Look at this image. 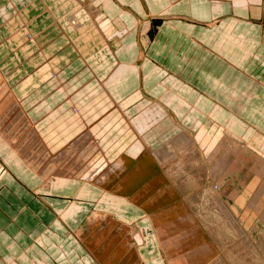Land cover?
<instances>
[{"label":"crops","instance_id":"crops-1","mask_svg":"<svg viewBox=\"0 0 264 264\" xmlns=\"http://www.w3.org/2000/svg\"><path fill=\"white\" fill-rule=\"evenodd\" d=\"M86 1L100 17L86 8L82 17H89L90 29L76 34L61 26L79 5L75 0H0V75L52 154L63 150L65 134L73 141L84 134L81 127L63 130L62 116L74 117L75 106L114 103L123 119L101 141L111 162L117 150L133 153L140 135L130 121L140 123L152 150L186 131L203 151V130L212 119L206 132L217 146L232 136L250 144L258 160L264 157V0ZM98 20L109 24V32L91 24ZM154 106L161 110L150 113L156 121L146 126L143 114ZM2 138L0 264H137L138 253L141 263H165L158 242L131 238L138 223L121 215L115 221L130 228L118 237L123 244L108 241L114 230L108 236L107 210H120L105 209L100 190L81 183L43 185ZM191 165H183V175L201 177V165ZM94 220L103 224L101 241L91 236ZM111 242L119 244L114 254Z\"/></svg>","mask_w":264,"mask_h":264},{"label":"bare ground","instance_id":"bare-ground-1","mask_svg":"<svg viewBox=\"0 0 264 264\" xmlns=\"http://www.w3.org/2000/svg\"><path fill=\"white\" fill-rule=\"evenodd\" d=\"M88 5H90V4H88ZM87 10L90 12L91 16H93L97 19L100 17V13L94 12L91 7L87 8ZM76 19L77 18H74L75 22H76ZM101 22H103V21H101ZM97 25H95V28L97 26V28L99 30L104 29L103 31L109 32V29H110L109 24H107L106 22L104 23L105 26H103L99 23V20H98ZM95 32H97V34H99L98 33L99 31L97 29H95ZM113 42L115 43V41H113ZM21 103L22 102L19 101L16 94L14 93V90L10 89L9 86H7L5 80L2 79V77L0 75V136L4 138V139L3 138L2 139L5 142V144L7 143V144L13 146L15 153L20 157V159L23 161V163L31 171H35L37 173L39 178L43 181V185L49 187L53 184L69 185L72 183H76V184L81 183L83 188L85 186H90L94 189L100 190V192L104 193L105 196H108L110 198V200H114L116 203H118L119 201H124V202L128 203V201L125 200L124 198L132 200L135 197V199L133 200L134 206L129 204V203H128V206H130L134 211H137V212L142 211V212L146 213L147 217L145 218L146 219L145 221L147 224H149V226H151L150 227L151 229H153V228L154 229L155 228L160 229L159 227H155V226L158 224L160 225V223H161V220H159L158 217L153 216L154 208L159 206V204L162 201H165L164 199L167 197V195L171 191L176 193L175 194L176 197H179V194L172 189V187L169 183L166 182L168 175H166V173L164 174L162 172V171L166 170V167H169L170 164H175V163H176V165H178L177 162L179 160H182V162L184 163L182 165H184L185 167L187 165H190V164L193 165V163L194 164L197 163L198 165H201V168H200L201 175L200 176L204 177V175H206V172L208 171L207 165L211 164V163L213 165V161L218 156V153H220L222 150H224L226 148V144H225L226 141L230 140L233 143L242 144L241 141H237L234 138H231L232 136L231 137L225 136V138H223L221 140V143L218 145L217 150H216V148L214 149V147L217 146V139H211V137H210L211 134L207 135L206 129H208V127L211 126L210 124L212 123L211 122L212 120L208 119V123H206L205 130H203V131H205V133L207 135L206 136L205 133H203L205 136L204 142L206 141L205 142V148L206 149H204V151L207 152L208 150H212V149L215 150V153L212 154V157L209 159V162L205 163L203 161L202 154L199 151V148L197 147L198 145L194 143L193 138L186 131H183L181 134H179L177 137H175L174 140L171 139L172 141L170 140V142L168 141V143H165L164 145L162 144V148L160 147L156 150H152V149L148 148L149 146L147 145V141L139 133L140 136H138L137 140L135 141L136 143L134 144V147L132 149V152H133V153H131L132 155L131 154L126 155L125 153H120V150H121L120 149V150H117V152L119 151V155L117 156V158L111 162L110 161L111 158L101 148V144H102L101 141L104 137H102V138L98 137L96 139V136H99L102 133L101 130L105 124L109 123L110 125L113 126L116 122H118V114L119 113L117 111V107H115L114 103H112V108L114 110L112 112H109L110 115H108V116H106V112L109 111L110 108L109 109L101 108V109H103V111H102L99 107H97V106H99L98 104H96L97 108H95L94 111L92 110L93 113H92V111H89V112L85 111L82 116L79 115L77 117V114H76L74 117H71V118H66L67 116H62V119L64 120L63 121L64 124L61 123L59 125L61 126V128H63V130L69 126L72 128L73 127H81L80 130H82V133H84V134L81 137H79L78 139H76L75 141L67 138L68 135L65 134L66 145L64 146L63 150L60 151V153H58V154H52L51 147H48L49 145L46 142V138H44L43 137L44 135L40 134L37 130L35 131V129H37V126L32 119L33 117H32V115L30 117H28L29 112H27L25 105H22ZM92 103H93V101H92ZM86 106L87 105L81 106V107L79 106L80 108L76 109V111L78 112L80 109L82 110ZM88 107H91V106L89 105ZM75 108H76V106H75ZM99 109L101 110L102 113H99L97 115V111ZM74 112H75V110H74ZM104 113H105V116H104ZM94 115H97V116L100 115V117H98L100 119V125H98V126L96 125L95 128L90 130L87 127V125H88L87 119L89 116L91 117ZM106 129H107V127H106ZM220 129H221V127H220ZM224 131L225 130H223V132ZM228 133H226V134L228 135ZM52 135L53 134H51V136ZM238 158H239V161H241L240 159H242V153L237 154V160L235 162H229L228 157L225 158V155H224L223 159H221V158L217 159V165L213 166L211 169L212 178L214 179L215 176L219 175V173H223V176H222V179L221 178L219 179L218 177L216 178V181H218V183H216V186H218L220 188L221 183L223 182V180L225 178H227V176H232L233 174H236V173L240 174L244 170V168H245L244 166L242 167V171L239 170L238 162H237ZM261 160L264 162V157ZM192 165H191V167H193ZM183 170H184L183 166H180V165L176 168V171L180 172L179 174L176 175L177 178H178V176H180V174L183 175V173H182ZM167 174H170V173L167 171ZM158 176H159V178H158ZM262 176H264V171L259 173V176L257 177V179H261ZM192 177L194 178V176H192ZM199 178H201V177H199ZM158 180L160 183L159 187L157 186ZM83 182H86V183H83ZM87 183H89V184H87ZM160 185H161V187H160ZM186 185H188V184H186ZM165 187L169 188V192H167L168 190H166ZM160 189H163L164 191L162 193H160L161 198H160L159 203H158L157 198H156L157 196H155V194L157 193V191L161 192ZM263 194H264V183L259 190L258 196L260 197ZM113 195H115L117 197H115ZM120 197H124V198H120ZM171 197H172V194H171ZM263 197H264V195H263ZM214 199H215L214 203L217 204V206H219L221 208L222 206H220V200L218 199V197H214ZM230 199L232 201H236L240 205H244V201H245L244 197H242L240 195V193L236 190L231 194ZM259 200L260 199L258 198L257 202H255V204H254V206L256 208L259 206L261 201H263V203H264V198L261 199V201H259ZM192 202H194V201H192ZM223 211H224L223 213H225L224 216H226V218L228 219V222L230 220V217H229L230 213L232 212L233 214H236V209L234 207L224 208ZM256 211L259 212L260 210L256 209ZM149 212H151V213H149ZM174 212H175V210L168 216L170 218V219L168 218L169 221H172V222L176 221L175 216L173 218V215L175 214ZM262 214L263 215L262 216L260 215V217L263 218L264 217V211L262 212ZM262 218H261V220H262ZM106 219H107V222L110 223V228L108 229V232L112 233V230H114L113 231L114 236L110 237V239H108V241L109 242L110 241H121V240H118V237L123 235V233H121V231H123L127 227H125V225L117 223L115 221L117 218L114 215L108 214V215H106ZM215 222H218V221L215 220ZM217 224H219V223H217ZM214 226H216V225L214 224ZM127 229H130V228L128 227ZM187 230L182 232V240L185 239V241H191L192 242L193 239L188 238V236H187L188 235ZM153 231H155V230H153ZM217 233H218V231H217ZM132 234H134V233H132ZM213 236L215 239L216 238L219 239L221 237V235L219 237V234H217V235L215 234ZM172 239L169 238L170 241ZM122 241H121V244H123ZM111 243H112V245L109 247V251L114 254V252L112 250L117 249L118 248L117 246L119 244L114 246V244H113L114 242H111ZM190 245L196 247V245H194L193 243H191ZM190 245L188 247L191 251ZM123 246H125V245H123ZM129 246L130 245H128V248H129ZM107 247H108V245H107ZM111 254H109V256ZM204 256H206V255H204ZM138 258L141 260L139 253L136 254V260L140 261ZM106 259H108V258H106ZM130 260H132V259H130ZM141 261H140V263L137 262V264H144V263H141Z\"/></svg>","mask_w":264,"mask_h":264},{"label":"rangeland","instance_id":"rangeland-1","mask_svg":"<svg viewBox=\"0 0 264 264\" xmlns=\"http://www.w3.org/2000/svg\"><path fill=\"white\" fill-rule=\"evenodd\" d=\"M75 1H77L79 5H77L73 9V11L67 13L66 22L63 23L61 26L62 28H64L63 29L64 32L66 30L67 33L70 32L76 34L77 33L83 34L82 31H84L85 29H90V27H87L85 25V19L86 21L87 20L89 21V17L88 18L86 17L84 19L82 16L86 14L85 9L88 8L89 6L88 4L91 5V3L87 1L84 3V0L82 1L75 0ZM74 18H77L76 22L74 21ZM96 23L97 22L92 21L91 24L96 25ZM10 89L13 90V88ZM171 100L172 102L174 101L173 98ZM255 103L257 102H254L253 104ZM171 104L172 103H170L169 105ZM98 105L99 106L97 105L95 106L92 105L91 107L86 106L84 109L82 110L80 109L78 112L76 111V109H79L80 107L76 106V108L74 107V110L75 112H77L76 113L77 117L79 115L82 116L85 111L86 112L92 110L94 111V109L97 107H99L100 109L110 108V110L106 112V116L110 115L109 112H112L114 110L112 108V103L105 108L102 107L103 103H99ZM114 105L115 107H117L116 104ZM256 108H259V106H255V109ZM158 110H161V108L160 107L158 108V106H154L150 110L146 111L145 114H143V119H144L143 122H145L144 125L147 126L148 123L150 125L153 124L152 122L156 121V119H151L153 116H151L150 113L157 112ZM252 113L254 114V111H252ZM120 115L121 114L119 113L118 122L120 121V119H123L122 115L121 116ZM98 117H100V115L94 117L93 125L89 124L88 122L87 127L90 130L95 128L96 125L97 126L100 125V119ZM196 119L197 118L195 117L191 118L192 121L193 120L197 121L198 119L197 120ZM255 120L259 121V118L256 117ZM118 122H116L113 126L110 125L109 123L105 124L104 127H102L101 130L102 133L99 136H96V139L98 137L101 138L104 137L103 139L108 137L107 139H109L108 136L109 128L115 127ZM130 123L132 124V126L130 127L135 132L140 133V135L143 134L142 135L143 138L147 141L146 135H144V133H142L140 131V128L138 127L140 123H138L137 121L136 122L130 121ZM46 142L48 144L47 139ZM225 144H226V148L222 150L220 153H218V156L216 157V159H214V161L212 160L213 165L212 163L207 165L208 171L206 172V175H204V177L201 176V180L203 181H201L199 178L197 179L196 175H193L194 176L193 179L188 176L185 177L182 174H180V176H178L177 178L176 175L179 174L180 172L177 173L175 172L177 168L175 164H170V166L165 171H162L164 174L166 173V175L169 176V177L167 176L166 182L169 183L172 189L179 194V197H176L175 192L171 191L172 192L171 193L169 192V188L165 187V189L168 190L167 192H169V194L166 192L168 195L164 199L165 201H162L159 204V206L154 208V213H153V216L158 217V219L161 220L160 225L158 224L155 226V227H159L160 229L150 228L151 226H149V224H147L145 221L146 220L145 218L147 217L146 213L142 211L141 212L134 211L132 208H129L128 206L121 207L124 201H119L118 203H116L114 200L110 201V198L108 196H105L103 193V198L101 199H103L105 203L104 204L105 209L114 208L116 212L120 210L121 214L120 213L115 214L110 210L107 211L109 214L114 215L116 218H120L119 216L121 215L122 221H126L129 223L131 222L138 223V225L134 224L133 229L130 231V233H128L131 238H135L136 235H138L141 238L147 237V241H157L162 256L160 262H162V260L164 259V262L166 264H264V221H263L264 217L263 218L260 217V215L261 216L263 215L262 212L264 211V203L263 201H261V199L264 198L263 197L264 194L260 197L258 196L259 190L264 183V176H262L261 179H257L259 173L264 171V167H263L264 162L261 159L260 160L257 159L258 157V156L256 157L257 151H256V155H254L255 150L250 149L251 145L248 144L247 142L246 143L243 142L242 144H237L228 140L225 142ZM217 147L218 146L214 147V149L216 148L217 150ZM214 149L208 150L207 152H205L204 150L200 151L199 149V151L202 154L203 161L205 159L207 160L204 161L205 163L209 162V159L212 157V154L215 153ZM238 153H242V159H240L241 161H239V158L237 161L239 170L242 171L243 166L245 167L244 170L240 174L236 173L233 174L232 176H227V178L223 180L219 188L218 186H216V183H218V181H216V178L218 177L219 179L220 178L222 179L223 173H219V175L215 176V178L213 179L211 175L212 167L216 166L217 159L220 158L223 159L224 155L225 158L228 157L229 162H235L237 160ZM181 163L184 164L183 162ZM174 168L175 171H172L170 174H167V170ZM157 183H158L157 186L159 187L160 184L159 180L157 181ZM185 183L188 185H186ZM160 190L161 192L157 191V193L155 194V196H157L156 198L158 203L161 198L160 193L164 191L163 189ZM235 190L238 191L242 197H244L245 199L244 205H240L236 201H232L230 199L231 194ZM170 193L172 194V197ZM214 197H218V199L220 200V206H222L223 208L222 207L220 208L219 206H217V204L214 203L215 202ZM120 198H124V197H120ZM258 198L260 199L259 201H261V203L256 208L254 204L255 202H257ZM124 199L127 200L129 204L134 206L133 200L135 199V197L132 200L126 198ZM125 203L128 205L127 202ZM96 205L101 206L100 200L96 201ZM230 207L231 208L234 207L236 209V214H233L231 212L232 214L230 213L229 215L230 220L228 222V219L226 218V216H224L225 213H223L224 212L223 210L224 208H230ZM256 209H259L260 211L258 212L256 211ZM172 210L173 211L175 210L174 212L175 214L174 215L172 214L173 218L174 216L176 218L175 222L169 221L170 218L168 216L173 212ZM212 220L214 222L215 220H217L218 222L214 223ZM101 223L102 222H100V220H94V222L92 223L91 236L93 238V241H101V239L103 238L102 235L104 230H102L103 224ZM214 224L216 226H214ZM186 230L188 232L187 235L188 238L193 239L194 242L185 241V239L182 240V232ZM216 230L218 231V233ZM131 232L134 234H132ZM107 233L108 236H110V232ZM215 234L216 235L219 234V237L220 235L221 237L219 239L217 238L215 239L213 236ZM169 238L170 239L173 238V239L170 241ZM191 243L196 245V247L191 246L190 245ZM189 245L191 246V251L188 247ZM165 263L162 262V264Z\"/></svg>","mask_w":264,"mask_h":264}]
</instances>
